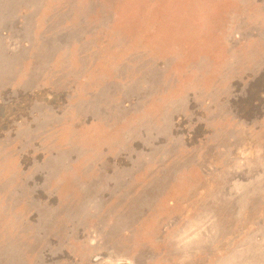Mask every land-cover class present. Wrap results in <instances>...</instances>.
Returning a JSON list of instances; mask_svg holds the SVG:
<instances>
[{"label": "rangeland", "instance_id": "obj_1", "mask_svg": "<svg viewBox=\"0 0 264 264\" xmlns=\"http://www.w3.org/2000/svg\"><path fill=\"white\" fill-rule=\"evenodd\" d=\"M185 254L264 264V0H0V264Z\"/></svg>", "mask_w": 264, "mask_h": 264}, {"label": "clouds", "instance_id": "obj_2", "mask_svg": "<svg viewBox=\"0 0 264 264\" xmlns=\"http://www.w3.org/2000/svg\"><path fill=\"white\" fill-rule=\"evenodd\" d=\"M211 221L209 220L207 223L204 224L201 231L206 229ZM200 233L188 234V233H180L173 237L176 247L178 249L187 250L189 248H196L198 241H199ZM190 257L185 254L176 258V264H186V261ZM108 264H133L132 260L127 256H116L114 258L109 259ZM221 264H226L225 261H221Z\"/></svg>", "mask_w": 264, "mask_h": 264}]
</instances>
